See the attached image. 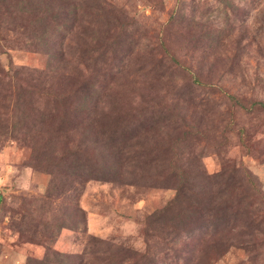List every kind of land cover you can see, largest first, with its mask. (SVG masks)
<instances>
[{
    "label": "rangeland",
    "instance_id": "rangeland-1",
    "mask_svg": "<svg viewBox=\"0 0 264 264\" xmlns=\"http://www.w3.org/2000/svg\"><path fill=\"white\" fill-rule=\"evenodd\" d=\"M0 264H264V0H0Z\"/></svg>",
    "mask_w": 264,
    "mask_h": 264
},
{
    "label": "trees",
    "instance_id": "trees-1",
    "mask_svg": "<svg viewBox=\"0 0 264 264\" xmlns=\"http://www.w3.org/2000/svg\"><path fill=\"white\" fill-rule=\"evenodd\" d=\"M233 100H234L235 103L241 105L240 101H239L237 98L234 97ZM257 104H260V103H257ZM249 179H250V180L248 181V183H250V184H254V176H253V175H252V176L250 175V176H249ZM183 181H184V180H183ZM183 181H182V183H183Z\"/></svg>",
    "mask_w": 264,
    "mask_h": 264
}]
</instances>
